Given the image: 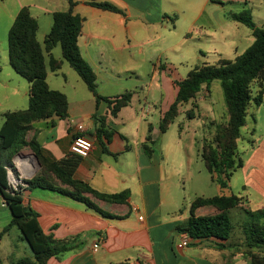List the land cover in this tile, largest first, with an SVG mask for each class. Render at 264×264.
Here are the masks:
<instances>
[{
  "label": "crops",
  "instance_id": "0c3cea01",
  "mask_svg": "<svg viewBox=\"0 0 264 264\" xmlns=\"http://www.w3.org/2000/svg\"><path fill=\"white\" fill-rule=\"evenodd\" d=\"M73 1L76 3L74 14L84 19L80 52L97 76V92L103 99L98 101L92 93H84L79 79L69 71V64L56 55L58 46L51 54L45 51L48 84L52 90L67 96L69 117L36 123L31 137L37 138L48 158L62 160L72 155L70 148L76 127L83 123L94 149L79 164L75 179L103 194L129 191L130 197L125 204H109L88 196L99 209L114 216L106 217L71 197L24 188L23 204L39 214L38 222L44 233L57 240L71 239L73 245H78L61 261L52 258L48 264H226L230 256L231 259L246 256L241 250H218L214 240L197 241L188 247L181 245L182 234L177 233L176 228L191 215L190 208L181 210L185 198L177 180L184 173L185 147L182 143L174 145L179 166L162 152L154 149L149 155L144 148L150 129L156 142L163 136L161 119L179 91L175 81L184 80L198 63L210 65L203 56L205 50L219 53L224 48L237 49L239 25L229 28L226 23L230 20L228 15L234 12L226 10V4L217 0ZM242 1L227 0L230 4ZM91 2L111 4L121 12L93 7ZM211 6L222 7L223 19L209 14ZM22 8H28L38 21L37 38L45 50L53 14L69 11L70 5L68 0H0V20L7 23V29L10 30ZM198 53L202 57L193 56ZM51 56L63 61L61 70H51ZM23 80L13 70L9 59L0 63V130L4 113L29 106L30 85ZM208 92L204 87L196 100L185 104L191 105L188 111L193 110L195 117L202 110L198 100H206L210 96ZM129 93L131 102L113 115L115 99ZM149 107L150 111L145 113ZM206 112L208 118L204 125L217 124L214 109L209 107ZM214 135L215 132L207 140ZM258 154L264 166V142L259 151L254 149L255 157ZM26 157V163L34 166V158ZM256 168L262 172L255 164H245L242 169L251 170L249 177L254 176V183L264 199V174L258 171L252 175ZM214 184L217 186L215 194L198 197L223 195L219 185ZM238 197L244 199L245 208L252 210L248 197ZM261 205L264 208V204ZM216 212L215 208L205 207L196 214L205 216ZM140 216L144 217L143 221ZM12 219L0 189V236ZM13 228L2 236L0 247ZM19 240L26 242L21 235ZM99 241L100 247L94 250ZM27 259L35 261L33 252ZM21 260L23 258L12 264Z\"/></svg>",
  "mask_w": 264,
  "mask_h": 264
},
{
  "label": "trees",
  "instance_id": "16d2710c",
  "mask_svg": "<svg viewBox=\"0 0 264 264\" xmlns=\"http://www.w3.org/2000/svg\"><path fill=\"white\" fill-rule=\"evenodd\" d=\"M68 1L69 11L53 14L52 29L45 38V50L37 38L39 23L28 8L20 10L9 31L10 65L30 85L28 108L4 113V124L0 130V189L13 215L0 240L5 233L16 227L21 232L22 239L29 244L35 259L32 261L26 258L16 264H48L52 258L61 261L67 253L78 248L77 244H72L71 239L57 240L45 234L38 222L39 214L30 206H24L22 190L15 191L11 188L7 168L16 171L14 159L22 151L30 150L41 164V169L35 176L24 180L29 189H42L71 197L106 217L114 216L99 209L88 196L109 204H125L130 197L129 191L103 194L89 184L75 179L76 170L83 160L81 157L70 155L62 160H51L44 154L37 138L31 137L36 123L69 117L67 96L52 90L48 84L45 51L51 54L54 48L60 46L63 60L79 75L98 101L103 99L97 92V76L79 48L84 19L74 14L76 3ZM90 5L121 12L107 3L91 2ZM228 18L252 30L253 44L234 60L221 59L216 65L198 66L184 80L175 81L179 88L176 100L160 122V133L164 135L180 115L181 107L196 100L204 87L209 91L213 82L221 83L228 118L217 124L214 137L203 143L201 158L212 181L222 190L229 188L234 173L244 166L238 141L243 137L242 129L247 124L249 111L253 106L264 105V27L257 26L248 11L230 13ZM62 65L63 61L51 56L50 68L53 72L61 70ZM131 98L130 93L116 98L112 114L116 115L126 107ZM107 101L112 103L111 100ZM188 118H195L193 110L188 111ZM156 144L150 129L144 144L149 155L154 153ZM244 204V199L234 194L197 197L191 204L190 218L178 225L176 231L179 234H189L196 241L214 240L218 250H241L249 259V264H264V208L253 211L245 208ZM205 207L215 208L217 212L197 216V210ZM236 209L244 211L249 218L244 226L242 239L233 241L235 226L231 213Z\"/></svg>",
  "mask_w": 264,
  "mask_h": 264
},
{
  "label": "rangeland",
  "instance_id": "374dc122",
  "mask_svg": "<svg viewBox=\"0 0 264 264\" xmlns=\"http://www.w3.org/2000/svg\"><path fill=\"white\" fill-rule=\"evenodd\" d=\"M217 2H224L226 4V10H231L234 13H240L243 11H248L252 14L255 24L259 27H264V0H247L242 1L237 4H230L227 0H217ZM218 9L214 11L212 9ZM195 12V9L192 10ZM209 14H215V16L222 17L223 10L222 7L218 8L216 6H211L208 10ZM229 12V11H225ZM229 20L226 22L228 27L239 25L237 41V49L224 48L219 53L214 51L203 52V56L207 59V63L210 65L218 64L219 59H230L234 60L241 54H243L254 42V37L252 30L243 24ZM7 23L1 19L0 20V63L9 59V29L6 28ZM227 26V25H226ZM224 26L223 28H225ZM235 34H237L236 28H233ZM58 57H62L61 47L58 46L55 51ZM194 57H202L200 53L193 54ZM64 61V60H63ZM166 62L165 57L163 58V63ZM66 65L67 62L64 61ZM204 63H198L201 66ZM69 71L74 73L76 79H79L84 93L89 95L91 92L88 90L86 84L80 80L79 75L68 65ZM23 78V77H22ZM24 79V78H23ZM63 79L61 78V81ZM27 81V80H23ZM26 83V82H24ZM256 90V88H254ZM70 92V91H69ZM210 96H207L206 100L199 99L198 102L202 107V110L196 115L194 119L188 118V110L191 107L185 105L181 108L180 115L175 120V122L170 126L168 132L161 136L157 141L155 149L160 153L167 155L171 160H175L177 166H179V156L174 155V145L182 143L185 147V157L182 159L185 161L184 173L177 178L180 184V190L185 198L184 205H182L181 210L189 209L192 202L201 194H215L216 184L212 181L210 173L207 171L205 163L201 158V149L205 140L211 137L216 131V125L224 122L228 118L227 107L225 102V97L221 83L215 81L211 84L209 92ZM71 94V93H69ZM72 96V95H71ZM212 107L215 111V116H217V124L205 126L204 123L208 118L206 110ZM205 109V110H204ZM23 110V109H22ZM26 110V109H24ZM242 138L238 141V150L240 157L242 158L244 165H257L262 169V172L255 169L252 173L260 172L264 174V166L258 154L256 157L254 155V149L258 151L263 146L264 142V105L261 107L253 106L249 111V116L247 118V124L242 129ZM196 142V144H194ZM173 148V150H172ZM24 157L16 158V171L15 176L22 177L24 180L30 179L34 173H38L40 170L38 164L35 162V167L30 163H26V155H31L30 150H24L21 152ZM169 154L171 156H169ZM187 158V159H186ZM14 161V163H15ZM19 164L24 165V172ZM30 165V166H29ZM32 168V169H31ZM29 169V170H28ZM202 172V173H201ZM251 170L239 169L236 171L231 179L229 188L223 190L224 194H232L237 196H244L249 198V207L254 211L261 208V204H264V199L262 198L261 190L254 183V176L249 177ZM264 181V178H263ZM7 213V211H6ZM1 215H5L2 214ZM232 220L235 226L233 241L237 238L241 239L244 233V226L248 220V215L242 210H233L231 213ZM1 233V232H0ZM20 232L17 228H13L6 236L3 238V244L0 247V257L1 264H12V262H17L20 259L29 258L32 256V251L27 242L20 241ZM246 261V262H245ZM227 263L230 264H249V260L246 256L242 258L231 259L227 258Z\"/></svg>",
  "mask_w": 264,
  "mask_h": 264
},
{
  "label": "built area",
  "instance_id": "2783aa9c",
  "mask_svg": "<svg viewBox=\"0 0 264 264\" xmlns=\"http://www.w3.org/2000/svg\"><path fill=\"white\" fill-rule=\"evenodd\" d=\"M149 111L150 107L148 109H145V113ZM86 134V126L83 123L78 124L76 127V134L70 148V152L72 155L79 156L82 159L89 157L94 149V144L92 140ZM7 170L9 173L10 186L13 190L19 191L28 187V185L24 182V179L22 177L15 176V173L11 168H7ZM12 178H14V180ZM134 210L138 212V208H135ZM139 219L140 221H143L144 217L140 216ZM196 242L197 241L190 237L189 234H182L181 245L183 247H188ZM100 244L101 241L97 242V244L94 245V250H97L100 247Z\"/></svg>",
  "mask_w": 264,
  "mask_h": 264
},
{
  "label": "water",
  "instance_id": "95a60500",
  "mask_svg": "<svg viewBox=\"0 0 264 264\" xmlns=\"http://www.w3.org/2000/svg\"><path fill=\"white\" fill-rule=\"evenodd\" d=\"M23 157H24V155H23L22 153H20L19 155H17L16 158H23ZM32 158H34V160H35L36 163L38 164L39 169H41V164H40L38 158H37L34 154H32ZM15 163H16V161H15ZM16 165H17V164H16ZM35 175H36V173H34V174L30 177V179H31L33 176H35Z\"/></svg>",
  "mask_w": 264,
  "mask_h": 264
},
{
  "label": "bare ground",
  "instance_id": "6f19581e",
  "mask_svg": "<svg viewBox=\"0 0 264 264\" xmlns=\"http://www.w3.org/2000/svg\"><path fill=\"white\" fill-rule=\"evenodd\" d=\"M19 166H20V168H21L24 172L28 173V171H25V167H24V165L19 164ZM12 179L14 180V178H12Z\"/></svg>",
  "mask_w": 264,
  "mask_h": 264
}]
</instances>
